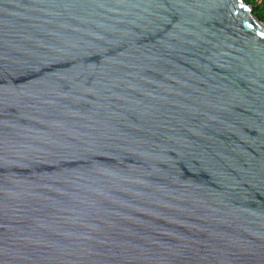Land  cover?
Segmentation results:
<instances>
[{"label":"water","instance_id":"water-1","mask_svg":"<svg viewBox=\"0 0 264 264\" xmlns=\"http://www.w3.org/2000/svg\"><path fill=\"white\" fill-rule=\"evenodd\" d=\"M0 264H264L252 2L0 0Z\"/></svg>","mask_w":264,"mask_h":264},{"label":"trees","instance_id":"trees-1","mask_svg":"<svg viewBox=\"0 0 264 264\" xmlns=\"http://www.w3.org/2000/svg\"><path fill=\"white\" fill-rule=\"evenodd\" d=\"M252 4L254 6V12L264 19V0L259 3L256 0H252Z\"/></svg>","mask_w":264,"mask_h":264},{"label":"rangeland","instance_id":"rangeland-1","mask_svg":"<svg viewBox=\"0 0 264 264\" xmlns=\"http://www.w3.org/2000/svg\"><path fill=\"white\" fill-rule=\"evenodd\" d=\"M248 2H252V0H247ZM257 14V13H256ZM258 15V14H257ZM259 16V15H258ZM260 17V16H259ZM261 18V17H260ZM262 20H264L263 18H261Z\"/></svg>","mask_w":264,"mask_h":264},{"label":"built area","instance_id":"built-area-1","mask_svg":"<svg viewBox=\"0 0 264 264\" xmlns=\"http://www.w3.org/2000/svg\"><path fill=\"white\" fill-rule=\"evenodd\" d=\"M258 3L261 2L262 0H256Z\"/></svg>","mask_w":264,"mask_h":264}]
</instances>
